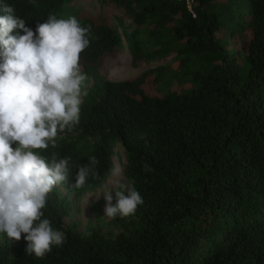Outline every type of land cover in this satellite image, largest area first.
<instances>
[{"label":"trees","instance_id":"obj_1","mask_svg":"<svg viewBox=\"0 0 264 264\" xmlns=\"http://www.w3.org/2000/svg\"><path fill=\"white\" fill-rule=\"evenodd\" d=\"M5 2L33 29L49 15L90 26L80 65L93 84L79 123L43 152L70 159L43 210L65 242L36 258L23 234L0 233V264H264V0ZM126 51L134 69L156 65L106 79L105 60ZM119 145L143 205L112 218L114 237L66 227L73 203L61 188L75 200L102 189ZM93 156L94 174L73 187Z\"/></svg>","mask_w":264,"mask_h":264},{"label":"clouds","instance_id":"obj_2","mask_svg":"<svg viewBox=\"0 0 264 264\" xmlns=\"http://www.w3.org/2000/svg\"><path fill=\"white\" fill-rule=\"evenodd\" d=\"M89 33L75 16L49 15L33 29L0 0V233L11 242L23 234L26 255L36 258L66 240L43 210L49 194L68 181L70 159L43 152L80 121L87 80L80 58ZM97 163L93 156L80 166L73 187H82ZM101 194L104 217L132 216L144 203L134 181L105 185L97 199Z\"/></svg>","mask_w":264,"mask_h":264},{"label":"rangeland","instance_id":"obj_3","mask_svg":"<svg viewBox=\"0 0 264 264\" xmlns=\"http://www.w3.org/2000/svg\"><path fill=\"white\" fill-rule=\"evenodd\" d=\"M75 1V6L91 5L95 3V0ZM130 63V54L128 53V51H126L116 59H106L101 70V74L108 80L121 81L136 77L145 68L156 65V63H148L142 66V68L140 69H134L131 67ZM92 84V81H90L87 86L85 84V92L87 91V88H89ZM165 90V86L160 85L158 88V93L162 94ZM113 160L115 163V168H119L121 170V175L119 177L110 178L105 183V185H107L108 187H114L117 182L126 183L124 174L126 167V155L121 145L117 146V148L115 149ZM61 189L62 192L67 195L73 203V210L70 216L65 219L66 227L76 226L77 230L81 233L86 232L91 227H95L99 228L107 237H114L117 234L118 231L112 224V218L104 217L105 200L103 198V194H101L98 199L96 197L99 196V193L103 188L84 195L80 200H75L74 195H68L65 189ZM112 194L115 199V189H112Z\"/></svg>","mask_w":264,"mask_h":264},{"label":"built area","instance_id":"obj_4","mask_svg":"<svg viewBox=\"0 0 264 264\" xmlns=\"http://www.w3.org/2000/svg\"><path fill=\"white\" fill-rule=\"evenodd\" d=\"M185 1H186L187 5H188L189 9L191 10V4H192L193 0H185Z\"/></svg>","mask_w":264,"mask_h":264}]
</instances>
